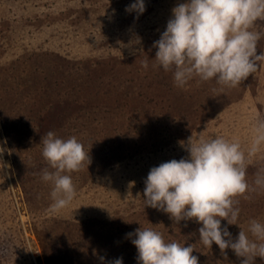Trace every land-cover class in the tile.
<instances>
[{
	"label": "rangeland",
	"instance_id": "rangeland-1",
	"mask_svg": "<svg viewBox=\"0 0 264 264\" xmlns=\"http://www.w3.org/2000/svg\"><path fill=\"white\" fill-rule=\"evenodd\" d=\"M104 1L0 0V264H138L127 234L142 227L194 245L199 264H241L231 249L200 244L199 223L146 207L143 193L153 167L189 157L192 135L250 142L254 120L264 119V67L236 88L199 78L179 88L154 67L153 45L188 0H144L143 14L126 11L136 0ZM49 131L77 137L91 157L71 173L72 206L56 215L41 179ZM261 169L264 147L248 168L250 183ZM239 207L245 231L252 219L264 222V191ZM221 223L238 238V225Z\"/></svg>",
	"mask_w": 264,
	"mask_h": 264
},
{
	"label": "clouds",
	"instance_id": "clouds-1",
	"mask_svg": "<svg viewBox=\"0 0 264 264\" xmlns=\"http://www.w3.org/2000/svg\"><path fill=\"white\" fill-rule=\"evenodd\" d=\"M145 10L144 0L126 8L138 14ZM172 14L166 30L154 42V67L171 72L177 87L183 89L199 78L215 81L222 88H236L264 67V53L257 54L264 39V29L259 26L264 22V0H188L177 4ZM142 67L148 68L147 60ZM40 144L48 165L41 179L51 185L52 203L47 211L60 214L77 197L71 173L91 164L90 153L77 137L63 139L53 131L42 136ZM262 147L264 119L259 118L252 124L247 145L222 135L206 137L205 131L192 135L185 145L188 158L172 159L150 170L143 201L177 223L191 220L202 225L199 243L205 247L215 243L222 254L231 249L241 264H255L257 257L264 259V222L252 219L247 231L241 228L239 201L264 191V169L257 171L251 183L248 179V168ZM222 220L240 227L238 238L233 240ZM127 235L135 236L132 243L138 250V264H199L194 245L166 242L154 228L142 227ZM110 264H123V259Z\"/></svg>",
	"mask_w": 264,
	"mask_h": 264
},
{
	"label": "bare ground",
	"instance_id": "bare-ground-1",
	"mask_svg": "<svg viewBox=\"0 0 264 264\" xmlns=\"http://www.w3.org/2000/svg\"><path fill=\"white\" fill-rule=\"evenodd\" d=\"M104 1V0H103ZM104 2H106V1H104ZM105 4V3H104ZM107 4V3H106ZM111 6H112V3H111ZM101 10V9H100ZM96 12H97V10H96ZM30 42V41H29ZM115 57V56H114ZM114 59V58H113ZM112 60V59H111ZM60 70V69H59ZM125 88V87H124ZM127 89V88H126ZM259 89V88H258ZM257 91V90H256ZM261 93V92H260ZM177 98H178V100H180L181 101V98H180V95L178 94V96H177ZM182 102V101H181ZM262 102V101H261ZM183 103V102H182ZM184 104V103H183ZM250 141V140H249Z\"/></svg>",
	"mask_w": 264,
	"mask_h": 264
},
{
	"label": "trees",
	"instance_id": "trees-1",
	"mask_svg": "<svg viewBox=\"0 0 264 264\" xmlns=\"http://www.w3.org/2000/svg\"><path fill=\"white\" fill-rule=\"evenodd\" d=\"M124 259V258H123Z\"/></svg>",
	"mask_w": 264,
	"mask_h": 264
}]
</instances>
